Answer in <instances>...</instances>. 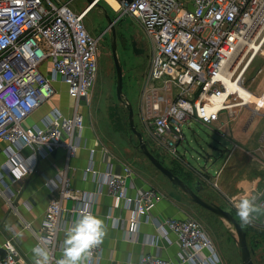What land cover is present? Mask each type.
Returning <instances> with one entry per match:
<instances>
[{
	"label": "built area",
	"instance_id": "built-area-1",
	"mask_svg": "<svg viewBox=\"0 0 264 264\" xmlns=\"http://www.w3.org/2000/svg\"><path fill=\"white\" fill-rule=\"evenodd\" d=\"M71 1L0 0V142L7 144L3 150L7 164L0 169V196L15 214L13 196L5 194L8 186L2 176L6 175L11 184L18 183L36 171L38 160L57 149L65 150L68 159L74 157L85 129L80 105L89 101L99 53L97 41L83 20L101 0H93L77 14L69 8ZM114 1L122 15L138 22L151 48L142 88L146 95L141 99V117L151 141L157 149L182 159L177 148L185 141V125L189 127L192 121L210 125L223 112L231 119L235 109L250 104L244 105L237 93L228 91L226 79L246 89L242 74L250 62L245 60L254 57L255 45L264 42V0ZM55 83L66 88L68 98L75 104L73 113L66 117L53 108L39 126H26L33 113L57 94ZM24 149L30 151L26 159ZM23 159L28 164L15 171ZM88 175L94 178L96 172L87 168L84 179ZM133 179V170L123 165L120 174L104 173L102 182L114 201L113 207L128 213L124 221L128 232L136 235L163 196L151 187L135 186V194L130 195ZM213 187L218 189L216 183ZM47 188L56 199L49 201L40 229L32 230L28 224L24 228L30 232L34 247L49 250L50 264H58L63 247V241L57 245V234L64 231L60 226L62 202L76 198L63 172L55 182L50 180ZM224 197L231 212L236 213V198ZM85 199L89 198L82 194L81 200ZM256 202L264 207L260 196ZM86 211L90 212L77 213ZM261 214L264 219V210ZM106 218L113 229L124 225L122 219L110 214ZM249 227L261 228L264 223L255 215ZM157 230L166 240L168 232L175 235L179 246L175 260L144 254L131 264H221L198 222L165 218ZM150 244L155 245L154 238ZM2 250L0 264H21V253L12 239L3 243ZM102 256L101 244L93 249L89 264H101Z\"/></svg>",
	"mask_w": 264,
	"mask_h": 264
},
{
	"label": "rangeland",
	"instance_id": "rangeland-1",
	"mask_svg": "<svg viewBox=\"0 0 264 264\" xmlns=\"http://www.w3.org/2000/svg\"><path fill=\"white\" fill-rule=\"evenodd\" d=\"M55 1L65 3L70 0ZM112 3L114 5L101 0L83 20L86 30L97 41L99 60L97 78L89 101L87 104L81 103L80 112L86 116L87 125L107 151H111L124 165L142 177L152 189L175 203L183 212V219H191L200 224L220 257L221 264H242L233 229L231 230L219 217L192 203L188 195L172 185L141 153L138 141L129 128L126 104L132 107L135 128L142 134L149 152L154 154L165 168L173 171L202 200L229 212L231 208L222 196L224 192L213 187V184L217 183L216 173L222 167L225 150L231 148V140L238 141L240 131L245 139L251 138L257 143L264 139V118L259 121L257 114L250 115L242 108H237L235 116L231 119L223 112L219 121L210 125L192 121L189 127L186 125L183 127L185 141L177 148L182 159L174 158L153 146L141 117V99L146 95L142 94V88L149 71L151 48L138 22L122 15L118 4L113 0ZM87 5V0H72L69 8L77 14ZM106 15L112 21L115 20L112 27L116 56L122 69L121 102L116 96V73L111 53L113 38ZM132 42L136 43L137 49L143 50L142 54H134ZM242 82L256 98L263 96L264 45L245 73ZM56 90L60 94L65 92L66 88L56 87ZM62 102L63 99L60 105ZM222 124L225 126L221 127ZM255 125L258 130L253 132ZM246 127L248 130L243 131ZM220 128H223L224 138L219 132ZM204 173L211 178L210 183L205 182L204 176L201 175ZM199 183L202 188L197 192ZM233 214L239 220L237 214L235 212ZM255 215L264 223L261 212ZM241 225L247 232L248 248L253 251L251 259L255 264H264V228L249 227L242 223Z\"/></svg>",
	"mask_w": 264,
	"mask_h": 264
},
{
	"label": "crops",
	"instance_id": "crops-1",
	"mask_svg": "<svg viewBox=\"0 0 264 264\" xmlns=\"http://www.w3.org/2000/svg\"><path fill=\"white\" fill-rule=\"evenodd\" d=\"M54 87L63 88L64 86L61 83H55ZM61 99H63L62 105H60ZM74 105V102L68 98L66 90L60 94L57 92L48 103L33 113L26 121V126H39L41 120L53 108L69 117L73 113ZM242 110L250 113V115L257 114L259 121L264 118V108L257 104H248ZM84 117L85 129L79 138V148L74 157L68 159L65 150L57 149L45 159L38 160L36 171L18 183L11 184L6 175L2 176L8 186L5 194L13 196L12 203L17 214L10 211L5 200L0 196V258L4 255L3 243L8 239H12L21 253V264H35L36 257L32 252L34 240L30 232L24 228V224H28L35 231L40 229L49 201L56 199L55 194H50L47 183L50 180L55 182L58 174L63 172L70 179L76 200L62 202L60 226L64 231L57 234V245L63 241L66 228L79 216L77 211L90 210L93 215L103 219L106 225V236L102 243L103 256L101 264H131L137 262L140 256L144 254L157 255L163 260H175L179 252L175 235L168 232L166 240L159 235L157 227L165 218L183 219V212L175 203L163 197L151 212L148 222L141 224L139 232L136 235L128 232V225L124 221L128 218V213L125 210L113 207L114 201L102 182L104 173L110 171L114 174H120L124 164L111 151H107L100 144L87 125L85 115ZM256 125L258 126V122ZM256 125L253 132L258 130ZM224 126L222 124L221 127ZM248 127L243 131H247ZM222 130L223 128H220L219 132L224 138L225 134ZM243 135L240 131L238 141L231 140L232 146L229 150H225L222 167L216 173V185L219 190L221 189L224 192L222 195L224 200V195L235 197L236 202L241 197L250 195L260 196L264 199V139L257 143L254 139H245ZM152 145L154 146L153 143ZM6 147V143L0 142V169L7 164V157L3 151ZM91 151H94L92 155ZM29 155L30 151L24 149V158L26 159ZM25 159L15 171L28 164ZM87 168L96 172L94 178L88 175L84 179V171ZM201 175L204 176L205 182L210 183L211 178L207 174ZM134 186L135 188L150 187L135 172L133 184H130V195L135 194ZM82 194H86L89 199L81 200ZM109 214L113 218L122 219L124 225L117 229L111 228L106 218ZM153 238L155 239V245L150 244Z\"/></svg>",
	"mask_w": 264,
	"mask_h": 264
},
{
	"label": "clouds",
	"instance_id": "clouds-1",
	"mask_svg": "<svg viewBox=\"0 0 264 264\" xmlns=\"http://www.w3.org/2000/svg\"><path fill=\"white\" fill-rule=\"evenodd\" d=\"M256 195L243 196L235 204L236 214L243 225H249L255 214L264 210L257 204ZM106 236L105 221L90 212H82L64 233L62 257L58 264H89L93 249L99 247ZM35 264H50L47 248L36 246L32 249Z\"/></svg>",
	"mask_w": 264,
	"mask_h": 264
},
{
	"label": "water",
	"instance_id": "water-1",
	"mask_svg": "<svg viewBox=\"0 0 264 264\" xmlns=\"http://www.w3.org/2000/svg\"><path fill=\"white\" fill-rule=\"evenodd\" d=\"M129 2L130 0H126ZM88 5L93 4V0H87ZM106 19L108 20L109 26H111V32H112V45H111V53L112 58L114 62L115 67V73H116V84H115V90H116V96L117 99L121 102L122 101V69L119 65L117 56H116V44H115V35L113 31V23L108 15H106ZM132 50L134 54H142L143 50L136 48V43L132 42ZM127 105V111H128V124L129 128L132 132V134L136 137L138 141V148L141 151V153L147 158V160L152 164V166L158 170L161 174H163L172 185L179 188L184 194L188 195L191 202L198 205L202 209L206 210L207 212H210L211 214L219 217L222 221L226 222L227 224L231 225L234 233H235V240L237 242V246L240 251V260L242 264H255L253 260L251 259V254H253V251L248 248L247 245V233L242 229L241 225L237 222V220L233 217V215L221 207L211 204L208 202H205L202 200L195 192H193L180 178L175 176L172 172H170L167 168H165L147 149L145 143L143 142L142 134L136 130L133 120V110L132 107L129 104ZM202 186L199 183V187L197 189V192L200 191Z\"/></svg>",
	"mask_w": 264,
	"mask_h": 264
},
{
	"label": "bare ground",
	"instance_id": "bare-ground-1",
	"mask_svg": "<svg viewBox=\"0 0 264 264\" xmlns=\"http://www.w3.org/2000/svg\"><path fill=\"white\" fill-rule=\"evenodd\" d=\"M106 1H108L112 5H114L112 3V0H106ZM91 10H92V8L87 12V14H89L91 12ZM263 45H264V42L261 44V46L255 45L254 46V54H253L254 57L253 56L252 57H247V59L245 60V63L247 61H249L250 62L249 65H250L252 63L253 59L255 58V56L257 55V53L262 48ZM241 56H242V54L240 55V57ZM240 57H238V59L235 61L234 66L237 65ZM249 65L247 67L245 66L246 69L243 72L242 77L244 76L245 72L248 70ZM242 67H244V64L242 65ZM226 86H227L228 91L230 93H237L238 94V97L240 98V101H242V100L244 101V105H247L248 103L251 102V103L257 104V105H259V106L264 108V96L261 97V98H256L255 96L251 95L252 93L249 94V92L246 89H244L242 86H240L239 84L234 85L233 81L229 80V79H226ZM229 227L231 228V230L233 229L231 225H229Z\"/></svg>",
	"mask_w": 264,
	"mask_h": 264
},
{
	"label": "trees",
	"instance_id": "trees-1",
	"mask_svg": "<svg viewBox=\"0 0 264 264\" xmlns=\"http://www.w3.org/2000/svg\"><path fill=\"white\" fill-rule=\"evenodd\" d=\"M152 154V153H151ZM156 159H157V157L154 155V154H152ZM170 172H172L173 174H174V172L173 171H170ZM175 175V174H174ZM176 176V175H175ZM179 178V177H178ZM232 215H233V217H234V214H233V212H230ZM235 218V217H234ZM236 220H237V222L241 225V222L237 219V218H235ZM241 227H242V229L246 232V230L243 228V226L241 225ZM247 233V232H246Z\"/></svg>",
	"mask_w": 264,
	"mask_h": 264
},
{
	"label": "flooded vegetation",
	"instance_id": "flooded-vegetation-1",
	"mask_svg": "<svg viewBox=\"0 0 264 264\" xmlns=\"http://www.w3.org/2000/svg\"><path fill=\"white\" fill-rule=\"evenodd\" d=\"M114 22H115V20H114Z\"/></svg>",
	"mask_w": 264,
	"mask_h": 264
}]
</instances>
